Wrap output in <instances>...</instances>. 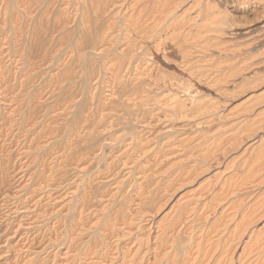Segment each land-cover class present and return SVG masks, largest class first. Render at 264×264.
<instances>
[{"label": "bare ground", "instance_id": "6f19581e", "mask_svg": "<svg viewBox=\"0 0 264 264\" xmlns=\"http://www.w3.org/2000/svg\"><path fill=\"white\" fill-rule=\"evenodd\" d=\"M228 1L0 0V225L6 228L0 242L16 238V255L26 248L15 264H46L34 250L42 249L45 239L59 249L51 264H210L215 250L219 255L212 264H264V191L254 193L264 183V162L258 165L263 136L254 140L259 145L253 156L237 167L226 161L218 170L219 152L239 147L235 143L257 123L264 126V118L247 122L254 111L248 109L245 127L222 144L223 99H205L208 88L219 97L231 77L239 75L240 89L263 79L257 71L264 65L248 71L232 64L220 72L222 35L242 30L229 15H242L251 32L259 31L254 38L263 36L257 42L264 40V0H232V12H223L219 6ZM141 15L148 16L140 21ZM151 36L164 63L182 60L189 78H176L152 48L142 46ZM209 51L210 59L203 58ZM70 84L63 113L51 118L57 109L52 101ZM162 121L166 130L159 139ZM207 124L217 128L205 138ZM188 125L201 130L197 142L183 137L181 129ZM217 180L215 192L209 188ZM194 186L201 190L196 205H187ZM206 190L214 191L209 206L199 204ZM249 197L253 202L246 205ZM52 215L59 219L48 233L43 225ZM34 226L35 234L21 233V227Z\"/></svg>", "mask_w": 264, "mask_h": 264}, {"label": "rangeland", "instance_id": "374dc122", "mask_svg": "<svg viewBox=\"0 0 264 264\" xmlns=\"http://www.w3.org/2000/svg\"><path fill=\"white\" fill-rule=\"evenodd\" d=\"M233 1L232 0H230V3H229V1H228V4L226 5V7H224V6H219V8L221 7V9L220 10H222L223 12H225V10H230L231 12H232V9H233ZM185 5V4H184ZM183 5V6H184ZM230 5V6H229ZM232 6V7H231ZM218 8V9H219ZM183 9V8H182ZM224 9V10H223ZM227 10V11H228ZM229 12V11H228ZM145 16H148V15H141L140 16V18H139V20L140 21H144L146 18H144ZM229 16H231V17H233V20L235 19V23L236 24H239V26L237 25V27H241L240 29H242V30H237V33H235L236 35H233V34H230V33H225V34H223L222 35V37H221V39H220V41H221V44H222V46H221V49H220V51L217 53V55H218V60L219 61H221L222 62V64H221V66H220V72H222L223 74L224 73H227L228 71H230L231 70V67L232 68H234V66L233 65H237V67H250L249 69H248V71L251 69V70H255V67L257 66V65H264V59L263 60H261V57H263L264 56V40L263 41H261V42H257V40L259 41L260 39H262L263 38V36L261 37V38H254V37H256V35L257 34H259V31L258 32H254V31H250V29L251 28H249L250 27V25L249 24H245V23H243V19H242V15H229ZM237 19H236V18ZM52 18H53V16H52ZM144 18V19H143ZM143 19V20H142ZM98 25H100V24H98ZM245 25V26H244ZM48 30H50V29H48ZM228 30H232V29H230V28H228ZM244 30V31H243ZM236 31V30H235ZM249 31V33H247ZM238 32H240V33H242V34H239ZM247 33L246 35H245V33ZM254 32V33H253ZM60 33H63L62 31H60ZM60 33H59V35H60ZM238 34H239V36H238ZM228 35V36H227ZM134 36L135 37H138L139 36V34L138 33H136V34H134ZM58 35H57V37H55L54 36V41L55 40H57L58 39ZM233 37V38H232ZM57 38V39H56ZM228 38V39H227ZM151 40V41H150ZM224 40V41H223ZM145 41H147V42H145ZM231 41V42H230ZM239 41V42H238ZM240 41H241V44H240ZM246 41H247V43H246ZM249 41V42H248ZM223 42V43H222ZM144 43H146L145 45H143ZM149 43V44H148ZM154 43H155V36H151V38L149 37L148 39H144V42H143V44H142V46H144V47H147V48H152V50L150 49V51H151V53L153 54V56L156 58V59H158L160 62H161V60H160V58H161V56H159L160 55V53L155 49V47H154ZM231 43V44H230ZM258 43V44H257ZM260 44V45H259ZM170 45H174V43L172 44V43H170ZM230 45V46H229ZM233 45V46H232ZM262 45V46H261ZM252 46V47H251ZM261 46V47H260ZM175 49H177L178 50V45H175V46H173ZM125 48H127L126 46H125ZM234 48V49H233ZM243 48V49H242ZM248 48H250V49H248ZM66 49V47L64 48V50ZM237 49V50H236ZM255 49V50H254ZM226 50V51H225ZM247 50V51H246ZM63 51V50H62ZM61 51V52H62ZM59 53V56H61L62 55V53ZM222 53V54H221ZM225 54H227V55H225ZM238 54V55H237ZM243 54V55H242ZM225 55V56H224ZM237 55V56H236ZM248 55V56H247ZM159 56V57H158ZM210 56H211V52L209 51V52H207V55L206 56H204L203 58H207L208 60L210 59ZM221 56H222V58H221ZM254 56V57H253ZM235 57V58H234ZM247 57H249L248 58V60H247ZM253 57V58H252ZM227 58H228V60H227ZM251 58V59H250ZM256 58H259V59H256ZM162 59V58H161ZM225 59V60H224ZM230 59V60H229ZM243 59V60H242ZM245 59V60H244ZM250 59V60H249ZM238 60V61H237ZM252 60H254V61H252ZM257 60V61H256ZM260 60V61H259ZM162 61L163 62H161V63H163V65L164 66H166L168 69H170V71L172 72V74L174 75V76H176V78H178L177 76L179 75V74H181V75H179L180 77L179 78H183V77H185V78H189L190 76H191V73H190V71L189 70H186V69H183V67H182V64H183V61L182 60H178V62L177 63H169L170 65H168L167 63L165 64L164 62V60L162 59ZM228 61V62H227ZM237 61V62H236ZM261 61H263V62H261ZM180 62V63H179ZM235 62V63H234ZM250 62H253V63H250ZM259 62V63H258ZM261 62V63H260ZM179 63V64H178ZM255 63V64H254ZM257 63V64H256ZM233 64V65H232ZM238 64H240L239 66H238ZM243 64V65H242ZM245 64V65H244ZM251 64H253V65H251ZM168 65V66H167ZM171 65H173V66H171ZM175 65V66H174ZM254 66V67H253ZM170 67V68H169ZM236 67V66H235ZM171 68H172V70H171ZM176 68L179 70H177V72H175L176 71ZM180 68V69H179ZM188 68V67H187ZM259 68H261V69H259V71H257L258 72V74H259V76L261 75V77H262V75H263V79L262 80H260V81H253L254 83H247L248 85H246L244 88H238L237 86L238 85H240L241 84V79H240V77H238L239 75H237L236 77H231L230 79H229V82H226V83H224V85H226V86H224L225 88H227V89H225L224 87V90L223 91H225L226 93H228L227 92V90H229L230 89V91H231V89L233 90V88H236V90H235V97H234V94L232 95V94H230V95H228V98L226 97L227 95H226V93L225 92H221L220 93V95H219V97L218 96H215V94H212V93H214V92H212V90H210L209 88V90L207 89V96L205 97V99L206 100H208V99H212V98H214V97H217L220 101H221V99H223V102H225V106H224V103L222 102L221 104H222V107H221V105H220V110H221V113L222 112H224V113H226V114H228V115H230V116H232L233 117V119H232V117H230L231 119L229 120V118H228V116L226 115V114H223L222 113V116H224V118L223 117H221V119H222V121H221V123L219 124V125H221V127H222V125H223V128L221 129L220 127L218 128V130H219V133H220V131L221 132H223V133H225L224 135H223V133H222V135H221V133H220V135L221 136H223V138L221 139V142H223L222 144H225L227 141H228V139L226 140V138H228V137H230L229 135H231L230 133H232L233 134V132H237L235 135H239L238 133H240V131H241V127H242V129L245 127V124L247 123V122H251L250 121V119L252 120V121H258V120H260L261 118H264V113H263V111H264V89L262 88V87H264V66H260ZM189 69V68H188ZM185 70V71H184ZM250 70V71H251ZM181 71V72H180ZM178 72H180V73H178ZM185 73V74H183V73ZM170 73V72H169ZM167 74V72H166V79L167 78H169V75H171V74ZM183 74V75H182ZM251 76L252 75H254V73L253 72H251V74H250ZM187 76V77H186ZM238 77V78H237ZM178 78V79H179ZM235 79V80H234ZM238 81H237V80ZM144 80H147V78L145 79L144 78ZM236 81V82H235ZM158 86L160 85V84H162V81L161 80H159L158 81ZM255 83L256 84H258V86L257 85H255ZM67 85L69 84V83H66ZM65 84V85H66ZM227 84H229V85H227ZM64 85V88H66V89H63V91L57 96V98L58 97H60L59 99H57V100H55V101H52V104L53 103H55V104H53V105H56L57 104V109L55 110V112L52 114V116H51V118H55L56 116H58V114L61 112V113H63V110H64V106H63V104L66 102V98L65 97H67V95H69L71 92H72V90H70V88L72 87L71 86V84L69 85V86H65ZM234 85H235V87H234ZM255 85V86H254ZM261 85H262V87H261ZM150 86V85H149ZM261 87V88H255V87ZM139 89L141 90V87L143 88V89H146L143 85H141V84H139ZM152 87H153V85H152ZM156 87V88H155ZM249 87H253V88H249ZM154 91H157V92H160L161 91V88H159V87H157V86H155L154 85ZM247 88H249V90L247 89ZM70 91H69V90ZM72 89V88H71ZM244 89V90H243ZM252 89V90H251ZM253 89H255V90H253ZM257 89V90H256ZM65 90V91H64ZM139 90V91H140ZM206 90V89H205ZM240 90L242 91V92H244V91H246L245 93H241L240 92ZM260 90H261V92H260ZM141 91H143V90H141ZM64 92V93H63ZM234 92V91H233ZM236 92H238V95H236L237 93ZM248 92V93H247ZM210 93H211V97H210ZM225 93V95H223ZM256 93V94H255ZM62 94V95H61ZM242 94V95H241ZM245 94V95H244ZM253 94V95H252ZM262 94V96H261V98H263V101L261 100V98L260 99H258V100H254V99H252V98H256L257 96H260ZM62 97H61V96ZM63 95H64V98H63ZM214 95V96H213ZM222 95V96H221ZM232 95V96H231ZM249 95V96H248ZM225 98H224V97ZM231 96V97H230ZM238 96V97H237ZM245 96V97H244ZM248 96V97H247ZM243 98V100H241L242 98ZM226 98H227V101H226ZM229 98H230V100H229ZM239 98V99H238ZM62 99H64V100H62ZM234 99H236V101L234 100ZM247 99V100H246ZM250 100H252V102H250ZM262 102H261V101ZM57 101V102H56ZM59 101H61V103H59ZM259 103H258V102ZM240 102V103H239ZM248 102V103H247ZM232 104V105H230V104ZM234 103V104H233ZM246 103V104H245ZM249 103H250V105H249ZM262 103V104H261ZM228 104L230 105V107H228ZM258 104V105H257ZM257 105V106H256ZM232 106V107H231ZM246 106H247V109H245L246 108ZM226 109V107L228 108V110L226 109V110H224V108ZM255 107H257V108H254ZM262 107V108H261ZM230 108V109H229ZM55 109V108H54ZM232 109V110H231ZM249 109V110H248ZM258 109V110H257ZM50 110V109H49ZM52 110V109H51ZM247 110L248 111H250V110H254V111H251L252 112V114H251V112H248L247 113V116H250L249 117V121H245V120H247L248 119V117L246 116V114H245V112H247ZM257 110V111H256ZM260 110V111H259ZM231 112H232V114H231ZM259 112V113H258ZM60 113V114H61ZM240 113V114H239ZM253 113H255L254 115H253ZM260 113H261V115H260ZM57 114V115H56ZM59 114V115H60ZM237 115V116H236ZM252 115V116H251ZM247 118H246V117ZM253 116H254V118H253ZM243 117V118H242ZM241 118V119H240ZM226 119V121H224L223 122V120H225ZM228 119V120H227ZM162 120H163V118H162ZM233 120V122H232V124L233 123H235L234 124V126H232V124L230 123L231 121ZM230 121V122H229ZM53 122V120H50V124ZM165 122H166V120H165ZM229 123V124H228ZM164 124V125H163ZM166 124H167V122H166ZM166 124L162 121V122H160V123H158L157 125V127H158V129L160 130L161 129V132H159V130H158V132L160 133V134H158V132L156 133L157 134V138H159V135H160V137H161V135L163 134V132H165V130H166V128H165V126H166ZM214 124H216V123H214ZM227 124V125H226ZM236 124H238V125H236ZM162 125V126H161ZM209 125V126H208ZM226 125V126H225ZM236 126H237V128H236ZM156 127V128H157ZM186 127H187V129H186ZM185 128H183V129H181L182 131H184L185 130V132L184 133H186V134H182L183 135V137H190V138H192V139H196L197 138V135H200V133H201V130H197V129H199V128H197V126H194V127H192V125H188V126H186ZM189 127V128H188ZM203 127H204V129L205 128H207V129H205V130H203L202 129V132H204V134H205V138H206V136H208V137H212L213 136V134L215 133H213V132H211L212 131V129L215 127V125L213 126V124L212 125H210V124H207V126H205V125H203ZM209 127V128H208ZM230 127L231 129L232 128H236V129H234V130H236V131H234L233 129L230 131V128L228 129V128ZM263 127V128H262ZM215 128H217V127H215ZM214 128V130L213 131H215L216 129ZM259 128V129H258ZM263 129L264 130V126L261 124H259V123H257V125L256 126H254V128L250 131V134L248 133L247 135H245V136H243L239 141H237L235 144H237V145H239L240 144V146L238 147H236L237 149H239V150H237L236 148H235V146H234V144H233V146H226V148H225V152L227 153H225L224 152V154H223V152H219V154L221 155H219L220 157H221V160H220V165H219V168H218V170H223L222 168H225V164H226V161L227 162H229V161H233L234 163H233V167H237L238 166V164L240 163V162H242V160H243V158L246 156V155H251V156H253V154H255V149L258 147V145H259V142L260 141H262L263 139L262 138H264V135H262V134H264V132H263V130H261V131H259L260 129ZM117 129H119V128H117V127H114L113 128V130H115L116 132L118 131ZM193 129H195V130H193ZM209 129V130H208ZM221 129V130H220ZM226 129V130H225ZM237 129H240V130H238L237 131ZM256 129V130H255ZM257 129H258V135L256 134L257 133ZM225 130V131H224ZM255 130V131H254ZM123 131H125V130H123ZM163 131V132H162ZM195 131V132H194ZM200 131V132H199ZM209 131V132H208ZM228 131V132H227ZM194 132V133H193ZM197 132V133H196ZM208 132V133H207ZM256 132V133H255ZM261 132V133H260ZM113 133H115L114 131H113ZM150 134H152L153 132L152 131H150L149 132ZM162 133V134H161ZM190 133H191V135H190ZM196 133V134H195ZM211 133H213V134H211ZM260 133V134H259ZM193 134V135H192ZM209 134H210V136H209ZM253 134V135H252ZM190 135V136H189ZM253 137H252V136ZM192 136V137H191ZM249 136H251V138H248ZM254 136H256V137H254ZM259 138H258V137ZM263 136V137H262ZM262 137V138H261ZM256 138H257V140H256ZM160 139V138H159ZM245 141V143H244V141ZM249 140V141H248ZM251 140V141H250ZM253 140V141H252ZM254 140H256V141H259V142H256V141H254ZM195 142H197V140H195ZM252 144H251V143ZM246 143H250V144H246ZM245 144H246V146H245ZM243 145V146H242ZM250 145V148L249 149H247V147ZM245 146V147H244ZM255 146H257L256 148H255ZM229 147H231V149H229ZM234 147V148H233ZM255 148V149H254ZM235 149V152L233 151ZM254 149V150H253ZM229 150H231L232 152V155H229V154H231L230 153V151ZM242 150V151H241ZM238 151V152H237ZM245 151H248L247 153L245 152ZM240 152V153H239ZM244 152H245V154H244ZM257 152V151H256ZM238 153V154H237ZM243 153V154H242ZM237 154V155H236ZM242 155V156H241ZM262 159L259 161V163H258V165H261L262 164V162H264L263 160H264V151H263V153H262ZM242 157V159H240L241 157ZM222 157L224 158V159H222ZM231 158V159H230ZM237 158V159H236ZM239 159V160H238ZM224 160V161H223ZM235 160H238V161H236L235 162ZM222 161H223V163H222ZM239 162V163H238ZM225 163V164H224ZM237 163V165H235ZM222 165V166H221ZM232 167V168H233ZM229 170H226V171H224V173L226 174L227 172H228ZM22 172V173H21ZM29 174V169L28 170H22V171H20V174H19V172H18V177H25V176H27ZM39 174V172L38 173H36V175H38ZM207 174V173H206ZM210 175H211V172L209 173V174H207L206 176H204L205 178H208V176L210 177ZM203 176H202V178L203 179H205ZM262 182V181H261ZM263 182H264V180H263ZM217 185V186H216ZM214 186H216V187H214ZM196 187L197 186H194V187H192L191 189H189V191L191 190V192H189L188 191V193H187V197L189 196H192V197H190V198H186V204L187 205H191V204H195L196 205V203H194V201H193V199H194V197H195V195L197 194V193H199L201 190L200 189H196ZM218 187H219V185H218V180L216 181V183H215V185H212L211 186V188H209V189H214V191L216 192L217 191V189H218ZM256 187V189H257V191L255 190V188H254V193H255V195H259V194H262L263 193V191H264V183H263V185H262V187L261 186H255ZM215 188H216V190H215ZM197 191V192H196ZM214 191H204L203 193H201L202 195L201 196H199V197H202V198H200L201 199V201L199 200V204L200 205H203V204H206L207 206H209V202H210V198L212 197V195L214 194ZM257 192V193H256ZM195 193V194H194ZM207 193H208V195H207ZM211 195V196H210ZM207 196V197H206ZM244 196V195H243ZM262 196H264V195H262ZM205 197V198H204ZM210 197V198H209ZM253 197H254V194H253ZM253 197H249V198H246V205H249V204H251V202H253ZM252 198V199H251ZM248 199V200H247ZM189 200H190V202H189ZM192 201V202H191ZM204 201V202H203ZM208 201V202H207ZM250 201V202H249ZM201 202V203H200ZM198 203V202H197ZM216 212H214V214H215ZM55 216V217H54ZM51 219H49L48 220V222H46V223H44V225H43V227H44V229H43V231H45L46 230V232L48 231V233L49 232H52L54 229H53V227H52V223L53 222H55L56 220H58L59 219V216L57 217V215H52L51 217H50ZM210 218H212L213 219V216L211 215L210 216ZM210 218L207 220V222H208V224H210V222L212 221V219L210 220ZM264 218V217H263ZM263 218H261V220H259L258 221V223H257V225H259L258 227H257V229L258 228H261L263 225H262V223H263ZM51 222V223H50ZM260 223V224H259ZM47 225V229L45 228L46 227V225ZM51 225V226H50ZM3 226V227H2ZM5 225L3 224V223H1V225H0V235H1V233L4 231L5 232V230H6V228L4 227ZM254 227V226H253ZM4 228V229H3ZM36 228V226H34V227H32V229L33 230H31V227H29V228H23V227H21L20 229H21V233H23V234H26L27 236L28 235H30L31 236V234L33 235V234H35L34 232H37L38 230L37 229H35ZM39 228V227H38ZM31 231H30V230ZM41 229V230H42ZM3 230V231H2ZM24 230V231H23ZM28 231V232H27ZM2 233V235H5V233ZM31 233V234H30ZM53 234V233H52ZM165 238L166 237H168V235H166V236H164ZM18 238V237H17ZM1 240H3V237L1 238ZM5 240V239H4ZM48 240V239H47ZM46 239H45V241L43 242V247H42V249H43V251H42V249L41 248H38V245L36 246L38 249H34L36 252H37V254H39V255H41L42 254V256L44 255V257H45V261L47 262L46 264H51V263H53V253L54 252H56L57 250H59L58 249V246H56L55 244H53V242L51 241L50 242V240H48L47 241ZM17 241V239L16 238H14V240L13 239H10V240H7V241H4V242H0V263H3V262H10V263H13V264H15L17 261H18V257L19 256H21V255H24V254H26V248H24V249H21V251L16 255V253L14 254V252H15V250H14V244H15V242ZM47 241V242H46ZM14 243V244H13ZM48 243H50V244H48ZM6 245H8V246H6ZM45 245H47L46 246V248L44 249V247H45ZM48 245H49V247H48ZM51 245V246H50ZM5 246V247H4ZM10 246V247H9ZM133 247H135V246H133ZM51 248V249H50ZM8 249V250H7ZM12 249V250H11ZM52 249H54L53 250V252H52ZM56 249V250H55ZM3 250V251H2ZM6 250V251H5ZM44 250H48L47 252L46 251H44ZM50 250V251H49ZM9 251H11V252H9ZM14 251V252H13ZM24 251V252H23ZM219 250H215V252L213 253V255L215 256H213V258H212V260H210V261H208V263H210V264H212L213 262H215V260H216V257L219 255V252H218ZM2 252H3V254H2ZM7 252V253H6ZM44 252L46 253V254H44ZM50 252V253H49ZM217 252V253H216ZM216 253V254H215ZM48 254V255H47ZM51 254V255H50ZM254 255H252V259H254L255 258V256H257L258 254H259V252H255V253H253ZM5 255H6V257H5ZM15 255V256H14ZM10 258H8V257ZM12 256H14V257H12ZM47 256V257H46ZM51 256V257H50ZM2 257H3V259H2ZM7 258V259H6ZM3 261H2V260ZM9 259V260H8ZM12 259V260H11ZM47 259V260H46ZM14 260V261H13ZM51 261V262H50Z\"/></svg>", "mask_w": 264, "mask_h": 264}]
</instances>
